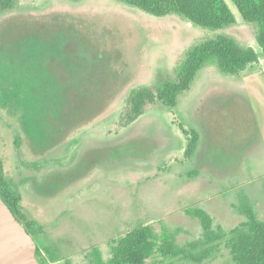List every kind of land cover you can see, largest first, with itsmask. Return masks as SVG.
Returning a JSON list of instances; mask_svg holds the SVG:
<instances>
[{
    "label": "rangeland",
    "instance_id": "374dc122",
    "mask_svg": "<svg viewBox=\"0 0 264 264\" xmlns=\"http://www.w3.org/2000/svg\"><path fill=\"white\" fill-rule=\"evenodd\" d=\"M224 1L235 22L219 29L123 0H10L0 13V161L48 264H86L93 246L107 259L141 224L198 254L194 208L225 232L218 250L147 264H234L226 241L244 201L264 220V58L257 25ZM221 36L258 62L234 75L207 63L174 107L155 96L130 120L134 91L156 94L193 48Z\"/></svg>",
    "mask_w": 264,
    "mask_h": 264
},
{
    "label": "trees",
    "instance_id": "16d2710c",
    "mask_svg": "<svg viewBox=\"0 0 264 264\" xmlns=\"http://www.w3.org/2000/svg\"><path fill=\"white\" fill-rule=\"evenodd\" d=\"M148 13L162 16L169 13L182 15L193 24L219 29L235 22V17L224 0H123ZM242 18L257 25L256 41L261 47L264 58V0H232ZM10 0H0V13L10 8ZM258 54L251 46L242 47L226 36L201 43L193 48L181 64L175 81L162 83L156 94L144 88L134 91L131 96V117L133 120L141 113L145 102L155 96L168 106L176 105L177 96L187 89L197 71L207 63L217 65L222 73L234 75L248 64L258 62ZM185 134L187 130L181 128ZM197 135L191 132L185 154L190 155L195 148ZM195 171L190 172L193 175ZM0 197L8 205L13 215L32 235L39 233L41 227L36 220L28 219L19 205L20 197L11 189L3 174L0 161ZM241 206L245 220L230 230L226 246L234 264H264V220L257 217L252 206L244 201ZM198 217L203 228L202 241L188 244L190 249L197 245L204 246L198 254H193L186 247L175 243L174 233L164 226L156 231L150 224H141L113 240L111 256L104 259L100 249L93 246L90 259L86 264H147L153 255L159 254L163 260L175 257H190L201 261L211 257L218 250L219 240L225 238L223 231L211 228V217L202 209L189 210ZM34 239V238H33ZM64 264H72L65 260Z\"/></svg>",
    "mask_w": 264,
    "mask_h": 264
},
{
    "label": "water",
    "instance_id": "95a60500",
    "mask_svg": "<svg viewBox=\"0 0 264 264\" xmlns=\"http://www.w3.org/2000/svg\"><path fill=\"white\" fill-rule=\"evenodd\" d=\"M36 243L0 197V264H40Z\"/></svg>",
    "mask_w": 264,
    "mask_h": 264
},
{
    "label": "flooded vegetation",
    "instance_id": "af4514ba",
    "mask_svg": "<svg viewBox=\"0 0 264 264\" xmlns=\"http://www.w3.org/2000/svg\"><path fill=\"white\" fill-rule=\"evenodd\" d=\"M35 255H36L38 261L40 262V264H48L45 261L44 256L41 254L40 249L38 248V246L36 247ZM54 263H56V262H52V264H54ZM57 264H60V261Z\"/></svg>",
    "mask_w": 264,
    "mask_h": 264
}]
</instances>
